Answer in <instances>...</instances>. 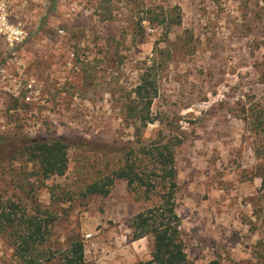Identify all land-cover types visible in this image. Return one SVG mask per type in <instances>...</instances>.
Returning <instances> with one entry per match:
<instances>
[{"label": "rangeland", "instance_id": "1", "mask_svg": "<svg viewBox=\"0 0 264 264\" xmlns=\"http://www.w3.org/2000/svg\"><path fill=\"white\" fill-rule=\"evenodd\" d=\"M28 19L35 32L19 63L0 62V134L60 136L69 162L47 180L58 201L20 155L0 167V196L54 211L41 263L60 264L76 237L86 264L150 258L151 238L133 240L129 219L157 198L123 179L106 195L82 188L135 141L124 104L154 59L153 122L141 136L181 139L176 210L188 264H264V132L248 110L264 106V0H43ZM0 261L24 264L4 235Z\"/></svg>", "mask_w": 264, "mask_h": 264}, {"label": "trees", "instance_id": "2", "mask_svg": "<svg viewBox=\"0 0 264 264\" xmlns=\"http://www.w3.org/2000/svg\"><path fill=\"white\" fill-rule=\"evenodd\" d=\"M155 64L153 59L151 66L142 71L133 89V96L124 104V117L134 127L135 141L114 153L111 165L114 167L110 168L109 173L86 183L82 190L84 194L106 195L116 180L123 179L130 190L142 191L144 198L156 197V203L129 219L133 240L143 237L152 240L150 258L137 264H188L186 245L180 230L181 218L176 210L178 182L175 151L181 139L163 134L161 130L153 139H143L141 136L142 127L153 122L150 106L157 94ZM256 106L261 105L252 104L248 110L253 115L251 128L259 134L264 132V106L257 111ZM247 120L245 123L249 124L250 120ZM70 145L60 136L12 138L0 134V167L7 168L12 159L20 155L27 164L33 166L27 172L29 177L37 178L40 186H47L51 199L58 201L59 184L48 186L47 180L62 176L67 171ZM29 184L32 188V183ZM18 199L0 196V237L4 235L10 240L15 255L22 263L42 264L48 249L43 251L41 246L48 238L54 211L46 209L43 213L39 205L28 210ZM47 256L46 260H49L53 254ZM58 260L60 264H86L82 239L71 238L68 245L60 249ZM0 264L10 263L0 261Z\"/></svg>", "mask_w": 264, "mask_h": 264}, {"label": "built area", "instance_id": "3", "mask_svg": "<svg viewBox=\"0 0 264 264\" xmlns=\"http://www.w3.org/2000/svg\"><path fill=\"white\" fill-rule=\"evenodd\" d=\"M39 2L43 0H0V62L19 63V56L35 32L28 12Z\"/></svg>", "mask_w": 264, "mask_h": 264}]
</instances>
